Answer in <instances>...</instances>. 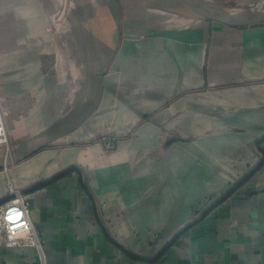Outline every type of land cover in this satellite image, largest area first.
Instances as JSON below:
<instances>
[{
    "label": "crops",
    "instance_id": "obj_1",
    "mask_svg": "<svg viewBox=\"0 0 264 264\" xmlns=\"http://www.w3.org/2000/svg\"><path fill=\"white\" fill-rule=\"evenodd\" d=\"M0 96V206L30 194L47 264H264V24L0 0ZM0 264L40 261L0 246Z\"/></svg>",
    "mask_w": 264,
    "mask_h": 264
},
{
    "label": "built area",
    "instance_id": "obj_2",
    "mask_svg": "<svg viewBox=\"0 0 264 264\" xmlns=\"http://www.w3.org/2000/svg\"><path fill=\"white\" fill-rule=\"evenodd\" d=\"M9 141L4 101L0 96V147L8 148ZM98 141L109 151L117 147V138L114 136H102ZM8 192L9 199L0 206V246L34 248L40 264H47L42 237L29 217L30 194L13 186Z\"/></svg>",
    "mask_w": 264,
    "mask_h": 264
},
{
    "label": "water",
    "instance_id": "obj_3",
    "mask_svg": "<svg viewBox=\"0 0 264 264\" xmlns=\"http://www.w3.org/2000/svg\"><path fill=\"white\" fill-rule=\"evenodd\" d=\"M205 19L228 27L244 28L264 24V0L244 8H232L210 0H181ZM174 140H181L175 137Z\"/></svg>",
    "mask_w": 264,
    "mask_h": 264
},
{
    "label": "rangeland",
    "instance_id": "obj_4",
    "mask_svg": "<svg viewBox=\"0 0 264 264\" xmlns=\"http://www.w3.org/2000/svg\"><path fill=\"white\" fill-rule=\"evenodd\" d=\"M210 1H212L214 3H219V4H220V2L226 3V5H228L229 7H232V8H244V7H248L250 5H253V4H257L260 0H210Z\"/></svg>",
    "mask_w": 264,
    "mask_h": 264
},
{
    "label": "bare ground",
    "instance_id": "obj_5",
    "mask_svg": "<svg viewBox=\"0 0 264 264\" xmlns=\"http://www.w3.org/2000/svg\"><path fill=\"white\" fill-rule=\"evenodd\" d=\"M221 3V2H220ZM221 4H224V3H221ZM251 6V5H250Z\"/></svg>",
    "mask_w": 264,
    "mask_h": 264
}]
</instances>
